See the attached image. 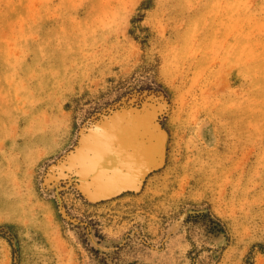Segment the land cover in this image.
I'll return each instance as SVG.
<instances>
[{"label":"rangeland","instance_id":"obj_1","mask_svg":"<svg viewBox=\"0 0 264 264\" xmlns=\"http://www.w3.org/2000/svg\"><path fill=\"white\" fill-rule=\"evenodd\" d=\"M0 264H264V0H0Z\"/></svg>","mask_w":264,"mask_h":264}]
</instances>
